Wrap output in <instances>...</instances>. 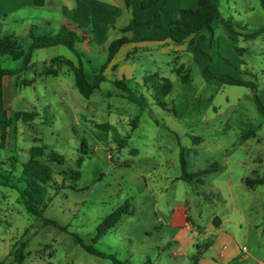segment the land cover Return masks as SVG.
Returning a JSON list of instances; mask_svg holds the SVG:
<instances>
[{
	"label": "rangeland",
	"instance_id": "rangeland-1",
	"mask_svg": "<svg viewBox=\"0 0 264 264\" xmlns=\"http://www.w3.org/2000/svg\"><path fill=\"white\" fill-rule=\"evenodd\" d=\"M121 1L124 7L125 0ZM145 2L139 11L150 20L162 14L159 22L151 23L162 29L163 8L169 1L160 8H156L157 3L143 9ZM133 3L130 13L115 5L116 26L133 19L137 2ZM220 12L239 34L231 33L234 40L238 37L242 52L237 62L229 44L219 38L221 55L212 61L208 56L211 73L251 81L256 88L210 81L199 61L187 53L178 64L173 53L159 56L173 84V92L166 98L169 110L159 104L155 92L133 80L127 83L144 96V108L130 102L108 80L85 99L75 86L71 69L55 61L60 58L82 65L88 82L95 84L99 77L108 75L107 67L101 66L108 59L111 43L123 36L119 32L109 34L103 28L95 31L91 27V33L85 36L68 28L79 37L75 47L80 57L66 46L35 50L32 59L36 63L19 73L23 60L0 57L5 70L17 72L5 77V108L11 123L0 132V165L12 158L26 162L33 147L44 148V160L58 186L50 191L43 218L57 221L66 229L64 232L44 225L42 218L27 212L16 191L0 186V228L14 245H28L25 264H115L112 259L86 252L74 236L123 264H197L201 252L197 245L207 244L210 236L203 233L213 216L231 213L232 192L240 200L248 197L243 196L247 192L257 206L255 217L264 218V186L245 191L240 185L241 178L255 176V170L256 176H264V116L256 104L258 99L264 105V35L245 38L264 27V1L220 0ZM42 60L47 63L41 64ZM139 62L152 67L149 55L142 54ZM176 65L188 71L190 84H183L176 70L173 72ZM17 112L36 116L30 121L17 120ZM136 118L138 122L134 123ZM249 130L254 133L247 135ZM123 138L128 139L122 146ZM83 140L88 155L79 168ZM51 151L63 155L64 164L50 161ZM181 151L186 152L188 173L219 170L203 176L200 182L180 180ZM127 201L132 214L125 215L95 243L99 224ZM223 201L228 204L224 206ZM227 231L233 233V229ZM238 239L244 241L241 234Z\"/></svg>",
	"mask_w": 264,
	"mask_h": 264
},
{
	"label": "crops",
	"instance_id": "crops-1",
	"mask_svg": "<svg viewBox=\"0 0 264 264\" xmlns=\"http://www.w3.org/2000/svg\"><path fill=\"white\" fill-rule=\"evenodd\" d=\"M134 1L137 2V8L135 10L137 22L150 21V18L144 17L142 11H139L141 3L148 0ZM198 1L169 0L168 4L163 8L165 17L161 21L160 27L162 29L157 28L153 24L142 28H135L132 32H122V29L131 23V19L124 26H116V17H114L116 12L115 5H119L124 10V13L129 12L126 5L123 7L121 0H0V17H2L0 20V38L13 36L24 50L27 51L31 42L32 33L42 35L49 34L50 32L54 33L58 30L60 32L65 26L77 30L85 36L91 33V27L95 31L103 28L105 33L109 32V34L112 31L122 33L123 36L121 38H128L131 41L121 47L115 54L111 63L107 66L109 70L108 75L104 76L106 80L112 81L114 84L117 81L130 80L143 84L146 77L153 75H156L159 79H169L163 70L164 64L159 63L158 57L171 53L177 59L176 64L182 61L183 55L187 53L192 59L199 61L203 67V71L208 67L210 72H212V58L218 59L219 55H221L222 42L219 38L223 39L224 44H229V49L238 62V37L234 40V36L222 20L214 21L215 36L213 38H211L207 30H202L192 35L182 45L174 44L166 37L167 32L165 28L177 17L180 10L195 8ZM163 2L164 0H159L156 8H160ZM110 13H112L113 17L110 16ZM42 14L44 16L41 17L40 15ZM11 25L13 26L9 27ZM95 31L93 33H96ZM135 38L141 39L142 41L135 42ZM20 40L27 45V49L21 44ZM108 42L109 39L105 40V43ZM196 43H199L200 48L207 56L196 52ZM142 54L149 55V59L152 61L151 68L145 67V65L139 62ZM208 56L211 57V61ZM41 62L44 65L47 63L44 60ZM35 63L31 58L28 66L31 67ZM139 63L141 64L140 73L138 71ZM177 66L173 69L174 73ZM193 106L194 104L191 107ZM189 114L194 113L190 112ZM255 171L252 172V175L256 176L257 171ZM245 178L247 176L241 178V187L245 191L256 190L257 188L248 189L246 187L244 183ZM228 185L231 186L230 182ZM243 196L248 197H242L240 200L232 192V199L230 201L231 213L224 214V216H213L211 218L203 235L205 237L210 236L213 240H210L209 237L206 240L207 244L197 245L201 251L197 264H233V262H236V264H264V218L255 217L256 211H254V207L257 206L253 205L247 192ZM223 202L224 206L228 204V201ZM227 229H233V233L228 232ZM198 232L202 231L199 229ZM3 233L0 228V264H17L13 254L19 245H14L12 239L5 237ZM238 234L242 235L244 241L238 239ZM251 241L255 242L251 243ZM25 255H27L26 252ZM25 261L23 264H25Z\"/></svg>",
	"mask_w": 264,
	"mask_h": 264
},
{
	"label": "trees",
	"instance_id": "trees-1",
	"mask_svg": "<svg viewBox=\"0 0 264 264\" xmlns=\"http://www.w3.org/2000/svg\"><path fill=\"white\" fill-rule=\"evenodd\" d=\"M169 0H164L163 5L167 4ZM264 0H261L263 3ZM159 3V0H150L142 4L143 9H147L155 4ZM133 0H125L126 7L130 10L133 7ZM133 19L131 23L122 29V32H132L135 28L150 26L152 21L155 20L159 22L162 18V14H157L153 20L139 23L135 18V11H133ZM2 17H0V20ZM215 20H222L226 27L232 34L239 35L234 31L232 26L226 21L220 12V0H199L197 6L193 9H182L180 10L178 17L173 19L169 26L165 29L167 32L166 37L173 42L174 44L182 45L187 42V40L194 34L207 30L213 38L215 36V30L213 27V23ZM264 35V27L245 36L247 39H256L260 36ZM204 40V39H201ZM79 41L78 35L70 31L68 27H65L56 35L50 34H42L35 35L31 34V42L27 49L19 44V42L13 36H4L0 38V57L9 56L11 59L23 60V66L17 72L23 71L31 62L33 51L51 48L56 46H66L71 51L75 53L77 57H80L79 53L76 50V43ZM131 40L128 38H121L119 40L114 41L109 47V54L106 63L102 66V69H105L107 65L112 61L115 54L123 47L125 44L129 43ZM135 42L142 41L141 39L135 38ZM195 50L198 54H203L207 56L206 53L200 48L199 43L195 44ZM239 52L242 51L239 49ZM55 61L62 63L68 66L75 78V86L78 89L80 95L85 99H90L92 94L96 90L100 88V84L104 82L106 79L101 76L99 80L95 84H90L87 80L85 71L82 67L76 66L75 63L71 60H63V59H55ZM17 72H11L5 70L0 62V110L3 114V118L0 119V132H5L10 127V118L8 116V110L5 108V89H4V79L6 76L13 75ZM176 73L181 78V82L183 84H190L191 78L187 72H184L180 67L176 69ZM204 73L208 75L210 81H216L223 85H232V86H244L248 88L255 89V83L251 81H245L241 79H237L232 76H215L213 75L209 68L206 67ZM49 74H56L55 71H50ZM128 81H117L116 86L121 89L126 98L138 105L141 108L146 107L145 98L143 95H140L137 90L129 87ZM143 84L145 88L149 91L155 92V98L159 104L168 109L166 98L171 94L173 90V84L169 79H159L156 75L148 76L144 79ZM28 86V85H27ZM256 104L259 112L264 116V105L257 99ZM169 110V109H168ZM174 111V109H173ZM36 115L33 113H23L17 112L15 114V118L17 120L30 121L33 120ZM138 122V118L134 120V123ZM101 129L106 128L104 126L99 127ZM254 130H249L248 134H253ZM128 138H123L120 141V144L127 143ZM200 140L199 138H196ZM123 146V145H122ZM88 146L86 142L82 141V155L77 161V165L80 168L85 161V156L88 155L87 149ZM137 151H134L136 153ZM30 159L26 162L19 163L16 158L10 159L7 163H2L0 165V186L2 188H8L16 191L24 206L26 207L27 212L38 219H43L44 225L53 226L54 228L66 232V229L59 225L57 221L51 219H44L43 212L48 208V197L50 196V191L57 187L58 184L54 178V172L50 166H48L45 162V151L42 147H33L30 151ZM49 160L60 165L64 164L65 157L56 153L55 151H51L49 153ZM180 162L183 170V174L180 177V180L192 183V182H200V179L211 173L219 170V167L214 170H204L198 171L195 173H188V161L186 158V152L181 151L180 154ZM76 180L80 177V172L77 171L75 174ZM73 178V177H72ZM244 183L248 189H254L259 186H264V176L258 177H247L244 179ZM132 214L131 204L127 201L123 206L117 208L112 213H110L107 217L103 219V221L97 227V235L94 239V242H98L102 237H104L109 231L115 228L122 218L125 215ZM74 240L77 244L81 245L86 252L91 255L103 258V259H112L115 264H123L120 261L116 260L113 256L106 255L104 253L98 252L93 246H86L79 237L74 236ZM28 245L24 242L21 243L16 250L14 251V260L17 264H23L26 255L25 251Z\"/></svg>",
	"mask_w": 264,
	"mask_h": 264
}]
</instances>
